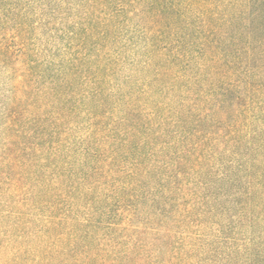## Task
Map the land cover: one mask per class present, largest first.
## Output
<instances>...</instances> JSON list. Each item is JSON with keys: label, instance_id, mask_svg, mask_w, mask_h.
I'll list each match as a JSON object with an SVG mask.
<instances>
[{"label": "trees", "instance_id": "trees-1", "mask_svg": "<svg viewBox=\"0 0 264 264\" xmlns=\"http://www.w3.org/2000/svg\"><path fill=\"white\" fill-rule=\"evenodd\" d=\"M0 264H264V0H0Z\"/></svg>", "mask_w": 264, "mask_h": 264}]
</instances>
